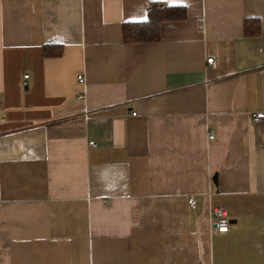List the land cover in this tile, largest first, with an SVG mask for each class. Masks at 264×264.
Wrapping results in <instances>:
<instances>
[{
	"label": "crops",
	"instance_id": "0c3cea01",
	"mask_svg": "<svg viewBox=\"0 0 264 264\" xmlns=\"http://www.w3.org/2000/svg\"><path fill=\"white\" fill-rule=\"evenodd\" d=\"M258 111L264 0H0V264H264Z\"/></svg>",
	"mask_w": 264,
	"mask_h": 264
},
{
	"label": "trees",
	"instance_id": "16d2710c",
	"mask_svg": "<svg viewBox=\"0 0 264 264\" xmlns=\"http://www.w3.org/2000/svg\"><path fill=\"white\" fill-rule=\"evenodd\" d=\"M145 19L126 20L121 28L123 42L141 43L155 42L160 39V25L169 20H183L186 16V7L179 4L154 2L150 4ZM260 31V22L257 18L246 19L244 33L247 36H256ZM61 44L45 45L43 53L46 56L62 54Z\"/></svg>",
	"mask_w": 264,
	"mask_h": 264
},
{
	"label": "built area",
	"instance_id": "2783aa9c",
	"mask_svg": "<svg viewBox=\"0 0 264 264\" xmlns=\"http://www.w3.org/2000/svg\"><path fill=\"white\" fill-rule=\"evenodd\" d=\"M207 63L212 62V58H207L206 59ZM28 74H25L23 76L24 79V84L26 85V78H27ZM77 80L80 82H84L83 80V76L82 75H77ZM82 96L79 94L78 98H81ZM251 120L253 121V123L258 124L259 122H261L262 120H264V111H258L255 113H252L250 116ZM209 138L212 139L213 135L209 134ZM93 143V142H91ZM1 186V184H0ZM195 203V200L193 197H189L188 198V204L190 207H193ZM210 213H211V222H212V233L214 234H223L228 232V230L231 227V221L228 217V213L227 210L224 207L221 206H212L210 209Z\"/></svg>",
	"mask_w": 264,
	"mask_h": 264
}]
</instances>
